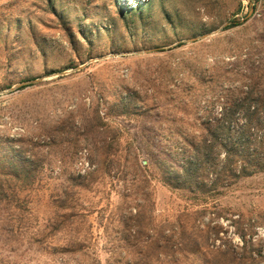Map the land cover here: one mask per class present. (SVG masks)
Segmentation results:
<instances>
[{
  "label": "rangeland",
  "instance_id": "1",
  "mask_svg": "<svg viewBox=\"0 0 264 264\" xmlns=\"http://www.w3.org/2000/svg\"><path fill=\"white\" fill-rule=\"evenodd\" d=\"M257 72L264 0H0V173L30 168L0 176V264L114 261L139 206L161 227L206 209L264 264V171L197 200L163 182Z\"/></svg>",
  "mask_w": 264,
  "mask_h": 264
},
{
  "label": "trees",
  "instance_id": "2",
  "mask_svg": "<svg viewBox=\"0 0 264 264\" xmlns=\"http://www.w3.org/2000/svg\"><path fill=\"white\" fill-rule=\"evenodd\" d=\"M240 77L239 87L233 88L237 97L218 101L219 111L212 119L202 121L204 131L199 141L195 135L188 136L186 157L180 167L176 171L167 168L163 182L168 188L187 192L197 200L218 192L219 188H228L240 178L264 171V74L257 72L255 78L251 73H243ZM29 174L30 168L24 166L2 170L0 176L21 180ZM139 207L138 212L129 211L123 220L125 247L116 255L118 258L106 264H119L124 259L121 252L129 257L123 264H258L260 255L254 257L251 240L242 231L236 233L240 245L231 240L220 242L217 228H210V222L204 223L206 209L186 210L173 224L161 227ZM64 251L84 252L86 264H100L90 257L95 254L91 247Z\"/></svg>",
  "mask_w": 264,
  "mask_h": 264
}]
</instances>
